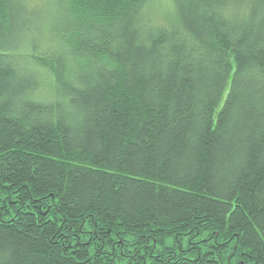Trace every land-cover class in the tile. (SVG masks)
<instances>
[{
  "label": "trees",
  "instance_id": "1",
  "mask_svg": "<svg viewBox=\"0 0 264 264\" xmlns=\"http://www.w3.org/2000/svg\"><path fill=\"white\" fill-rule=\"evenodd\" d=\"M151 1L0 0V264H264V0Z\"/></svg>",
  "mask_w": 264,
  "mask_h": 264
},
{
  "label": "rangeland",
  "instance_id": "2",
  "mask_svg": "<svg viewBox=\"0 0 264 264\" xmlns=\"http://www.w3.org/2000/svg\"><path fill=\"white\" fill-rule=\"evenodd\" d=\"M26 2L29 6L36 7L35 11L37 10L36 12L34 11L33 14L29 13L28 18H30V20L33 19V15H35V13L36 14L39 13V15H41V17L43 16V18H45L46 20H48V18L49 19L51 18V20L53 22L56 21L57 17H55L53 13H54V7H55L54 4L57 3V0H54V1L53 0H26ZM169 2H170V0H152L151 5L153 6V11H154L153 13L161 12L163 10V8H166V6L169 4ZM50 9L52 11V16H51V14L49 15ZM42 24H44V23L41 20L40 27L42 26ZM53 24L50 27V30L52 33L55 32V30H54L55 26ZM36 33L37 32H35V31L32 32V35L35 36L34 38H35V42H36V47H37V49H43L45 47V43L42 41V39L40 37H38V35ZM21 40H23V39H21ZM24 45H25L24 42L20 43V46H19L20 47L19 48L20 53L24 52L23 53V57H24L23 59L29 60V53L31 52V51H29L30 47H29V45L24 47ZM25 51H28V52H25ZM40 77L43 81H46V77L44 78L42 75H40Z\"/></svg>",
  "mask_w": 264,
  "mask_h": 264
}]
</instances>
